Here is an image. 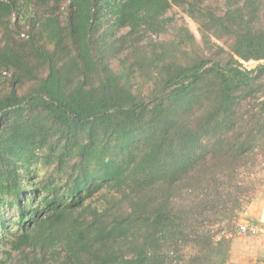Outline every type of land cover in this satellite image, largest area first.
Wrapping results in <instances>:
<instances>
[{
  "label": "trees",
  "instance_id": "obj_1",
  "mask_svg": "<svg viewBox=\"0 0 264 264\" xmlns=\"http://www.w3.org/2000/svg\"><path fill=\"white\" fill-rule=\"evenodd\" d=\"M19 1L0 0V32L26 33L46 74L28 95L12 85L0 97V230L9 207L22 241L67 229L66 264H208L212 236L198 219L214 203L204 189L236 149L200 138L218 128L216 116L227 120L230 96L252 81L241 65L264 61V0H25L28 30L18 24ZM107 14L127 32L95 33ZM35 23L53 50L37 47ZM150 34L167 38L149 41L156 54L137 66L144 77L154 72L159 89L137 100L110 62L116 46L129 57ZM5 41L0 58L23 66ZM223 46L238 60L222 66L212 49ZM207 80L212 91L201 88ZM34 164L39 176L28 170Z\"/></svg>",
  "mask_w": 264,
  "mask_h": 264
},
{
  "label": "rangeland",
  "instance_id": "obj_2",
  "mask_svg": "<svg viewBox=\"0 0 264 264\" xmlns=\"http://www.w3.org/2000/svg\"><path fill=\"white\" fill-rule=\"evenodd\" d=\"M59 2L61 7L68 4V0ZM28 3L20 0L17 6L18 9L22 7V10L17 12V19L19 26L25 27L24 30L29 29L26 27L28 15L25 12L33 13V9L28 8ZM15 15L16 13L11 15L12 24H15ZM58 17L60 25L63 26V17L61 15ZM113 32L118 37L125 34L127 29H121L116 17L107 14L97 23L95 33L102 38L107 36V40H110L115 36ZM33 34L37 47L44 48L47 52L55 48L54 40L50 38L46 29L41 28L40 23H35ZM23 35L24 37L21 34L16 36L11 29H2L0 32V41L4 42L6 39L13 46L14 54L19 56L24 66L23 69L21 64H11L0 58V97L9 94L12 85L17 96H26L34 89L38 79L46 74V64L31 54V42L26 33ZM166 38L165 35L150 34L148 40L144 38L143 46L146 48H136L126 58L124 55L130 48H120L119 45L115 48L118 52L117 57L111 59L110 66L117 69V76L121 81L127 80L128 90L137 100H147L159 89V86L153 85L151 77L154 76V72L148 77L142 76L138 70V61L143 58L149 60L153 51L156 54V48H150L151 44H154L153 41ZM149 41L152 43H148ZM2 44L0 43V46ZM208 50H205L203 55L210 56ZM212 51L218 52L222 66L228 60H238L233 49L226 46L213 48ZM194 52L195 50L190 56H193ZM190 56L180 59L179 62L182 65L190 63ZM207 66H212V62ZM258 66H262L263 70ZM242 67L253 71L252 81L247 87L230 96L229 110L226 111L229 116L225 122L221 121L223 117L220 119L218 116L215 117L218 130H214L211 137L200 138L208 148L214 142L223 139L225 141L222 145H226L229 140L234 143L236 149L232 156L227 155L225 159L219 160L226 161L227 167L224 169L217 167L211 174L212 181L207 189H204V192L211 194L214 203L211 212L198 219L201 226L212 236V252L208 264H254L252 236L255 229L252 224L258 217L264 199V61L244 62L240 68ZM161 75L164 76L165 73ZM15 80L17 82H14ZM201 88L204 91H212V84L207 80L203 82ZM203 94L210 96L205 92ZM221 97L225 99L224 95ZM204 103L208 105V102ZM195 114L197 111L193 108L190 117H195ZM28 170L34 176L40 175L38 164H34ZM2 214L6 229L0 230V264H66L65 254L68 252L63 242L67 229L50 230L48 231L50 236L43 239H37L35 234L31 237L29 235V239L22 241L21 236L24 234L14 221L17 219L16 209L6 207ZM189 243L191 250H199L196 246H200L192 243L191 239ZM72 257L71 255L69 261L74 258ZM205 263L203 261V264Z\"/></svg>",
  "mask_w": 264,
  "mask_h": 264
},
{
  "label": "crops",
  "instance_id": "obj_3",
  "mask_svg": "<svg viewBox=\"0 0 264 264\" xmlns=\"http://www.w3.org/2000/svg\"><path fill=\"white\" fill-rule=\"evenodd\" d=\"M252 227L255 229V234L252 236V243H254L253 263L264 264V199L258 217L252 224Z\"/></svg>",
  "mask_w": 264,
  "mask_h": 264
}]
</instances>
